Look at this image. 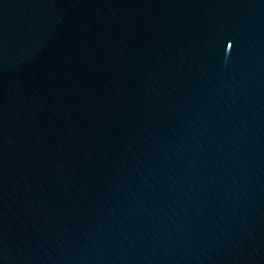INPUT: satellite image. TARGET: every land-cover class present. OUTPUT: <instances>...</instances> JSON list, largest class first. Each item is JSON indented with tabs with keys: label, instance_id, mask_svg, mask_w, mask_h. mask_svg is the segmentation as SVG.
I'll return each instance as SVG.
<instances>
[{
	"label": "water",
	"instance_id": "obj_1",
	"mask_svg": "<svg viewBox=\"0 0 264 264\" xmlns=\"http://www.w3.org/2000/svg\"><path fill=\"white\" fill-rule=\"evenodd\" d=\"M264 0H0V264H256Z\"/></svg>",
	"mask_w": 264,
	"mask_h": 264
}]
</instances>
